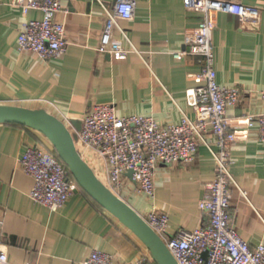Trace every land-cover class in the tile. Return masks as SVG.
Listing matches in <instances>:
<instances>
[{
  "label": "crops",
  "instance_id": "0c3cea01",
  "mask_svg": "<svg viewBox=\"0 0 264 264\" xmlns=\"http://www.w3.org/2000/svg\"><path fill=\"white\" fill-rule=\"evenodd\" d=\"M117 0H61L54 21L64 23L66 48L42 59L17 47L20 25L41 16L37 9L25 14L10 0H0V103L44 108L72 132L94 105L113 103L118 115L150 114L158 123H177L194 116L185 92L200 84L198 56L176 58L187 31L201 15L186 7V0H135L132 18L120 19L128 40L140 52L117 58L98 47L106 22L102 6ZM260 7L257 23H243L232 13L213 11L216 80L236 84L238 101L226 114L236 133L231 148L232 188L229 210L237 233L250 245L264 244V142L258 127L245 124V115L264 110V0H238ZM113 37H121L113 29ZM147 61V63L145 62ZM51 146L39 131L16 123H0V246L17 264H72L92 249L109 252L113 264H127L145 244L117 217L82 189H75L58 210L35 203L29 196L33 178L19 164L27 145ZM215 148L214 145H212ZM98 177H106L105 162L83 155ZM210 149L199 145L192 162H159L153 172L154 196L135 191L127 180L114 192L142 217L152 209L169 214L167 234L180 227L194 229L207 223L198 207L206 185L214 179ZM108 185V182H107ZM241 190L245 191V195Z\"/></svg>",
  "mask_w": 264,
  "mask_h": 264
},
{
  "label": "built area",
  "instance_id": "2783aa9c",
  "mask_svg": "<svg viewBox=\"0 0 264 264\" xmlns=\"http://www.w3.org/2000/svg\"><path fill=\"white\" fill-rule=\"evenodd\" d=\"M22 14L37 9L41 16L22 21L17 47L36 53L42 59L56 56L66 48L65 25L54 21L61 0H10ZM106 22L98 47L100 52L125 57L129 51L140 52L128 39L120 19L132 18L135 0H117L113 5L102 4ZM186 7L201 17L196 27L187 31L183 48L173 52L176 58L186 54L198 56L200 70L196 73L199 85L185 92L186 102L194 116L184 115L179 122L161 125L150 114L118 115L113 103L94 104L81 118L76 131L75 145L80 155H95L106 164L108 187L120 189L126 179L134 181L135 191L148 198L154 196L153 172L159 162L194 161L199 145H206L214 158V179L206 185L198 207L206 212L207 223L194 229L180 227L167 234L169 214L152 209L145 221L164 240L178 264H264V244L250 245L236 231L229 210L232 188L238 187L230 171L234 159L231 148L236 133L226 114L240 94L236 84H222L216 80L214 45L212 41L216 23L213 11H225L243 23H257L260 7L238 0H186ZM118 29L121 37H113ZM147 63V61H145ZM264 99V86L260 89ZM245 124L258 127L259 139L264 142V110L245 115ZM215 146V148L212 147ZM19 164L33 178L29 191L31 200L51 211L65 205L78 187L65 163L49 148L40 144L27 145L19 157ZM132 170V176L127 172ZM245 195V191L241 190ZM111 253L92 249L82 261L72 264H113ZM0 264L11 261L0 246ZM21 264H36L26 261ZM127 264H156L149 254L141 252Z\"/></svg>",
  "mask_w": 264,
  "mask_h": 264
},
{
  "label": "water",
  "instance_id": "95a60500",
  "mask_svg": "<svg viewBox=\"0 0 264 264\" xmlns=\"http://www.w3.org/2000/svg\"><path fill=\"white\" fill-rule=\"evenodd\" d=\"M0 123H16L42 133L51 143L57 156L68 167L77 182V189L85 191L95 202L117 217L145 244L156 264H178L162 237L125 200L112 191L80 155L75 145L76 132L44 108L0 103ZM81 120L76 123L79 130ZM132 176V170L127 172Z\"/></svg>",
  "mask_w": 264,
  "mask_h": 264
},
{
  "label": "rangeland",
  "instance_id": "374dc122",
  "mask_svg": "<svg viewBox=\"0 0 264 264\" xmlns=\"http://www.w3.org/2000/svg\"><path fill=\"white\" fill-rule=\"evenodd\" d=\"M106 185H107V179H106V177H99Z\"/></svg>",
  "mask_w": 264,
  "mask_h": 264
},
{
  "label": "trees",
  "instance_id": "16d2710c",
  "mask_svg": "<svg viewBox=\"0 0 264 264\" xmlns=\"http://www.w3.org/2000/svg\"><path fill=\"white\" fill-rule=\"evenodd\" d=\"M47 148H49L50 150H52V151L56 154V152H55L54 148L52 147V145L49 146V147H47ZM56 155H57V154H56Z\"/></svg>",
  "mask_w": 264,
  "mask_h": 264
}]
</instances>
